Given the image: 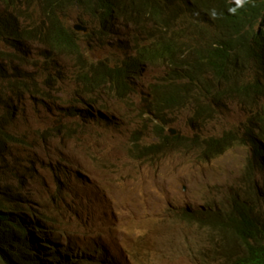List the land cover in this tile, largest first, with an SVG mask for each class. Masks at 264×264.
I'll use <instances>...</instances> for the list:
<instances>
[{"label": "trees", "instance_id": "trees-1", "mask_svg": "<svg viewBox=\"0 0 264 264\" xmlns=\"http://www.w3.org/2000/svg\"><path fill=\"white\" fill-rule=\"evenodd\" d=\"M228 6L227 0H0V97L13 88L43 93L35 103L56 101L35 82V74L9 68L29 60L30 44L52 53L44 60L47 77L41 85L61 79L60 71L51 70H59L61 55H73L79 68L75 82L88 93L109 87L125 98L147 66L164 65L165 74L152 86L150 111H188L194 129L224 117V90L237 87L250 93L255 109L245 121L216 135L197 132L191 138L200 157L208 160L237 145L249 148L244 164L249 190L232 192L228 203L209 207L202 217L186 214L219 233L211 235L226 251L222 264H264V5L236 13ZM72 9L76 21L89 25L88 33L68 25ZM114 37L112 46L130 51L116 62L95 58L96 47L104 50ZM0 106V264H80L79 254L59 242L46 213L20 191L22 167L33 173V163L4 165L8 145L21 140L8 129L16 108L2 101ZM162 120L158 142L150 146L154 153L185 144L183 135L165 133L168 122Z\"/></svg>", "mask_w": 264, "mask_h": 264}, {"label": "rangeland", "instance_id": "rangeland-1", "mask_svg": "<svg viewBox=\"0 0 264 264\" xmlns=\"http://www.w3.org/2000/svg\"><path fill=\"white\" fill-rule=\"evenodd\" d=\"M76 17L75 9L68 12L72 28ZM116 40L104 50L96 47L94 57L116 62L128 51L112 46ZM44 49L30 44L25 66L56 101L35 103L31 92L5 89L0 101L16 108L8 129L21 142L8 145L4 165L33 163V173L22 167L24 193L46 213L59 242L79 254L80 264H222L226 251L211 235L214 229L186 213L202 217L209 207L228 203L234 191L249 190L244 168L249 148L237 145L209 160L193 145L152 154L146 147L158 132L151 90L164 65L147 66L134 91L120 98L109 87L88 93L77 84L73 55L59 58L61 79L41 85L47 77L44 60L52 54ZM187 117L186 111L168 115L174 134H218L246 116L228 112L203 130L191 128Z\"/></svg>", "mask_w": 264, "mask_h": 264}, {"label": "clouds", "instance_id": "clouds-1", "mask_svg": "<svg viewBox=\"0 0 264 264\" xmlns=\"http://www.w3.org/2000/svg\"><path fill=\"white\" fill-rule=\"evenodd\" d=\"M227 3H228V11L230 12V13H236V12H238V11H240V10H247L248 11V9L250 8V7H252V6H263L264 5V0H227ZM184 22H188L187 20H183ZM77 22H80V21H76L75 23H77ZM74 23V24H75ZM82 23V22H81ZM74 24H73V29L76 31V32H79V33H82V34H86V33H88V32H81V31H77L75 28H74ZM82 24H84V23H82ZM84 25H86V26H88L89 27V25H87V24H84ZM89 30H90V27H89ZM123 39H126L127 37L125 36V35H123V37H122ZM235 38V37H234ZM30 49V48H29ZM126 49L128 50V51H130L129 50V48L128 47H126ZM61 56H63V55H61ZM27 61H22V62H20V61H17V62H13V63H10L9 65V68H10V70L11 71H13V72H17V73H19V72H22V71H28L27 69H26V66H25V63H26ZM53 65L55 66V61L53 62ZM166 70H167V67H165V72H166ZM51 71H53V72H59V70L57 71V70H51ZM165 74V73H164ZM163 77V76H162ZM161 77V78H162ZM52 81H58V80H56L55 78L52 80ZM51 81V82H52ZM46 86V85H45ZM153 88V87H152ZM32 93V92H31ZM151 93H152V90H151ZM223 93L224 94H222L221 95V97H220V100H221V102L222 103H224V109H223V115L225 116L228 112H235V111H241L245 116L246 115H251L252 114V110H254L255 109V105H254V103H252V97H254V96H252V95H249L250 93H246V91H244V90H242V89H239V88H237V87H234V88H229V93H227V91L226 90H224L223 91ZM43 93H34L33 95H32V98H33V101H35L39 96H41ZM153 94V93H152ZM249 95V96H248ZM153 96H154V94H153ZM260 99H262V98H260ZM42 101V103H46V101L44 100H41ZM240 102H242V104L245 106V110H243L242 109V107H241V104H240ZM60 108V105L57 103V108L56 109H59ZM50 110H52V109H50ZM231 110V111H230ZM179 111H185V110H179ZM179 111H174V112H179ZM174 112H165V113H160V111L159 112H156V119H157V123H156V129H157V132H158V128H157V126H159L161 123H163V118L168 122L166 125H165V133H167V134H169L170 136H175V135H183L180 131H178L176 134H174L175 133V130L173 129V128H171V123L169 122V120H168V115L170 114V113H174ZM187 112V114H188V117H187V123H188V118H189V112L188 111H186ZM101 112H99L98 114H100ZM245 119H246V117H245ZM245 121V120H244ZM210 122V121H209ZM209 122H207V123H209ZM212 122V121H211ZM188 125L191 127V128H193L192 127V125H190L189 123H188ZM207 125V124H206ZM205 125V126H206ZM205 126H203V128L201 129V128H199V129H201V130H203L204 129V127ZM194 129V128H193ZM169 130V131H168ZM158 134V133H157ZM206 135H211V134H206ZM216 135V134H215ZM191 138L192 137H188V136H186V135H183V141H184V143L185 144H181V143H174V144H171L170 146H173V145H175V144H178V145H182V146H192L193 145V143H192V141H191ZM156 142H158V138H156ZM155 142V143H156ZM155 143H152V144H155ZM152 144H149L147 147H146V151H151V153L152 154H159V153H163L164 152V150H165V148L161 151V152H159V153H154V151H153V149H151L150 148V146L152 145ZM193 147H195L194 145H193ZM196 148V147H195ZM198 149V148H197ZM8 150V149H7ZM199 151V150H198ZM144 155H146V154H144ZM201 158H204V157H201ZM205 159H207V158H205ZM28 186V182H27V180L25 179L24 180V185L21 187V189H20V191L22 192V193H24V189L26 188ZM24 194H26V195H28L27 193H24ZM29 196V198L33 201V204H35L34 203V200H33V198H32V196L31 195H28ZM34 207H36L37 209H39L41 212H43L40 208H38L37 206H35L34 205ZM47 220H48V218H47ZM54 230V229H53Z\"/></svg>", "mask_w": 264, "mask_h": 264}, {"label": "water", "instance_id": "water-1", "mask_svg": "<svg viewBox=\"0 0 264 264\" xmlns=\"http://www.w3.org/2000/svg\"><path fill=\"white\" fill-rule=\"evenodd\" d=\"M74 28L77 30V31H81V32H88L89 31V27L82 24L81 22H77L74 24Z\"/></svg>", "mask_w": 264, "mask_h": 264}, {"label": "bare ground", "instance_id": "bare-ground-1", "mask_svg": "<svg viewBox=\"0 0 264 264\" xmlns=\"http://www.w3.org/2000/svg\"><path fill=\"white\" fill-rule=\"evenodd\" d=\"M138 76V75H137ZM94 79V78H93ZM89 81V80H88ZM84 83V82H83ZM45 99V98H44Z\"/></svg>", "mask_w": 264, "mask_h": 264}]
</instances>
